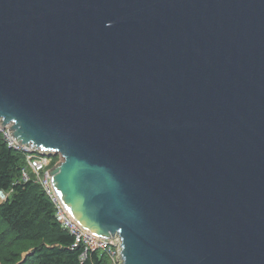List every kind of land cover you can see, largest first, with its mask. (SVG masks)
I'll list each match as a JSON object with an SVG mask.
<instances>
[{
  "label": "water",
  "instance_id": "95a60500",
  "mask_svg": "<svg viewBox=\"0 0 264 264\" xmlns=\"http://www.w3.org/2000/svg\"><path fill=\"white\" fill-rule=\"evenodd\" d=\"M0 122L122 264H264V0H0Z\"/></svg>",
  "mask_w": 264,
  "mask_h": 264
},
{
  "label": "trees",
  "instance_id": "16d2710c",
  "mask_svg": "<svg viewBox=\"0 0 264 264\" xmlns=\"http://www.w3.org/2000/svg\"><path fill=\"white\" fill-rule=\"evenodd\" d=\"M22 154L8 148L0 136V192L7 199L0 201V242L7 239L29 245L30 257L21 261L22 254L12 253L5 264H111L104 252H88L73 248L75 238L66 231L56 216L51 199L35 178L25 181Z\"/></svg>",
  "mask_w": 264,
  "mask_h": 264
},
{
  "label": "built area",
  "instance_id": "2783aa9c",
  "mask_svg": "<svg viewBox=\"0 0 264 264\" xmlns=\"http://www.w3.org/2000/svg\"><path fill=\"white\" fill-rule=\"evenodd\" d=\"M11 126L12 125L4 126L0 122V136L8 148L24 156L26 165L22 170L23 180L27 182L33 176L35 180L41 184L55 206L58 221L61 223L62 227L75 238L73 248L82 246L85 249L83 259L87 257L88 252L100 251L107 254L111 264H122L119 260L122 251V242L119 237L111 238L105 242V239L85 231L78 223L71 219L68 212L61 204L49 180L48 165L52 157H57L55 153L51 151L35 150L32 146L22 145L17 142L12 136ZM6 199L7 196L3 192H0V201H5Z\"/></svg>",
  "mask_w": 264,
  "mask_h": 264
},
{
  "label": "rangeland",
  "instance_id": "374dc122",
  "mask_svg": "<svg viewBox=\"0 0 264 264\" xmlns=\"http://www.w3.org/2000/svg\"><path fill=\"white\" fill-rule=\"evenodd\" d=\"M60 163H61L60 156L52 157L48 165V170L50 171L51 169H53ZM12 253L22 254L21 261L24 262L30 257L31 248L29 245L18 244L9 239H7L5 242L3 241L0 242V264H5L4 258L9 256ZM32 264H35V263L32 262Z\"/></svg>",
  "mask_w": 264,
  "mask_h": 264
}]
</instances>
